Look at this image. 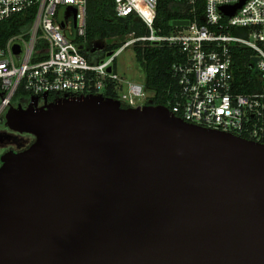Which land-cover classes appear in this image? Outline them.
I'll return each mask as SVG.
<instances>
[{"label": "water", "instance_id": "water-1", "mask_svg": "<svg viewBox=\"0 0 264 264\" xmlns=\"http://www.w3.org/2000/svg\"><path fill=\"white\" fill-rule=\"evenodd\" d=\"M6 113L33 141L0 157V264H264L263 142L95 94Z\"/></svg>", "mask_w": 264, "mask_h": 264}, {"label": "built area", "instance_id": "built-area-1", "mask_svg": "<svg viewBox=\"0 0 264 264\" xmlns=\"http://www.w3.org/2000/svg\"><path fill=\"white\" fill-rule=\"evenodd\" d=\"M88 1L0 0V22L29 10L33 15L28 30L12 34L0 44V114L9 108L19 86L26 105L40 106L60 97L103 96L109 88L126 107L144 105L154 92L117 73L114 60L128 46L165 44L183 53L171 65L176 84L166 107L186 122L261 142L263 85L260 93L233 90L230 49L232 45L249 48L252 57H257L254 66L264 78V0H204L202 24L187 19V25H173L165 34L154 27L157 0H114L116 15L136 16L147 33L130 32L119 48L94 63L75 41L85 37ZM236 4L240 5L232 15L221 10ZM63 7L67 15L61 14ZM67 7L75 10L72 27L69 16L73 15ZM234 28L239 33H233Z\"/></svg>", "mask_w": 264, "mask_h": 264}, {"label": "trees", "instance_id": "trees-1", "mask_svg": "<svg viewBox=\"0 0 264 264\" xmlns=\"http://www.w3.org/2000/svg\"><path fill=\"white\" fill-rule=\"evenodd\" d=\"M203 6L204 0H195L193 4H189L187 0H157L154 27L159 28L160 32L165 34L175 28L172 24L175 20H195L198 24H202ZM32 19L33 15L29 10L2 20L0 22V44L10 35L28 30ZM232 30L235 34L240 31L239 28ZM133 31L138 36L147 33L146 28L136 16H117L114 0H89L86 7L85 37L76 38L75 41L80 47V52L90 63H94L105 53H112L119 48L125 36ZM101 40L107 43L102 47H97V43ZM109 40H114V42H109ZM133 48L138 65L144 74V84L154 92L151 100L146 104L167 106L176 84L171 65L181 60L183 53L178 47L165 44L144 48L134 46ZM230 54L233 90L244 94L262 92L264 78L260 72L254 71L255 66L251 60L254 53L247 47L232 45ZM113 69L115 70V60ZM23 95L24 91L19 86L11 106H25V103H18ZM103 96L117 97L111 88L104 89ZM122 106L126 107L124 104ZM261 142L264 143V138Z\"/></svg>", "mask_w": 264, "mask_h": 264}, {"label": "rangeland", "instance_id": "rangeland-1", "mask_svg": "<svg viewBox=\"0 0 264 264\" xmlns=\"http://www.w3.org/2000/svg\"><path fill=\"white\" fill-rule=\"evenodd\" d=\"M60 12L62 15L68 14L64 7ZM71 19H72V17L69 16L70 27H72ZM109 42H114V40H109ZM106 43L107 42L105 40H101L100 42L97 43V47H102ZM107 57H108L107 53H105L104 58H107ZM115 70L117 73L125 76L128 79H131V80L139 82V83H144V74L138 65V62H137L136 57H135L134 48L132 46L125 47L116 56ZM151 91H152L151 89L148 90L149 93H151ZM18 103H20V104L25 103L24 98H20ZM6 112H7V109H5V111L0 114V140H2L3 143H5V141H6L5 139L9 135L8 133L1 131L2 127L4 126V124L6 122V114H7ZM16 136H17V139L20 140V147H22L25 143L29 142V140H30L29 135H21L19 137L18 134H16ZM9 139H11V138H9ZM14 143H16V142H14Z\"/></svg>", "mask_w": 264, "mask_h": 264}, {"label": "flooded vegetation", "instance_id": "flooded-vegetation-1", "mask_svg": "<svg viewBox=\"0 0 264 264\" xmlns=\"http://www.w3.org/2000/svg\"><path fill=\"white\" fill-rule=\"evenodd\" d=\"M11 106V105H10ZM8 109V108H7ZM2 132L8 133L9 135L7 136V138L5 139V143L2 142V140H0V157L1 155L7 151V150H14V151H19L21 149L26 148L32 141H33V136L30 134H21L17 131H15L13 128H10L6 125V123L4 124V126L1 129ZM16 134H18V136L20 137L21 135H29L30 138V142L25 143L22 147H20V140L17 139ZM13 135V136H12ZM11 138V139H9ZM12 140V141H11ZM16 142V143H14ZM6 144V145H5ZM27 144V145H26ZM26 145V146H25ZM2 165L1 162V158H0V166Z\"/></svg>", "mask_w": 264, "mask_h": 264}]
</instances>
